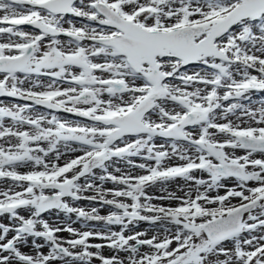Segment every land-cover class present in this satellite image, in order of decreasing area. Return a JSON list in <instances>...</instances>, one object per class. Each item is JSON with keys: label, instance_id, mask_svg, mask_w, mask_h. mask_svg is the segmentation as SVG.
Masks as SVG:
<instances>
[{"label": "snow or ice", "instance_id": "obj_1", "mask_svg": "<svg viewBox=\"0 0 264 264\" xmlns=\"http://www.w3.org/2000/svg\"><path fill=\"white\" fill-rule=\"evenodd\" d=\"M0 184V264H264V0H0Z\"/></svg>", "mask_w": 264, "mask_h": 264}, {"label": "rangeland", "instance_id": "obj_2", "mask_svg": "<svg viewBox=\"0 0 264 264\" xmlns=\"http://www.w3.org/2000/svg\"><path fill=\"white\" fill-rule=\"evenodd\" d=\"M30 30V29H29ZM261 95L262 94H255V98L258 100V99H260L261 98ZM41 111H44L43 109H41ZM58 115H61V116H63L64 118H66V119H69V120H79L80 118H77V117H74V116H71V115H69V114H63V113H61V114H58ZM80 153H71L70 154V157H74V156H76V155H79ZM69 156H65V157H63L61 160H60V163L61 164H63V162H64V160L65 159H68V158H70ZM27 169H21V171H26ZM110 171H111V169H110ZM119 173H117V175H118ZM3 185L2 184H0V187H2ZM107 187H111V185L109 184V185H106ZM182 187H185V182L184 181H182V180H176L175 182H172V183H170L169 185H168V191H171V192H175L176 194H178V195H182L183 193L180 191V189L182 188ZM151 192H152V194H154V195H162V194H164V193H162L161 191H160V189L159 188H156V189H153V190H150ZM91 193H88V195H90ZM215 193H212V195H214ZM157 203H160V201H156ZM164 203H167V202H164ZM77 206H80V207H85L86 209L89 207V202L88 201H81V202H78V205ZM101 214L103 215V214H106V212L105 211H101ZM45 216H46V218H48L50 221H52V220H57L58 219V221L59 222H63L64 221V216H63V214H60V216L59 217H56V215L55 214H53L52 216H48L47 214H45ZM75 219V217H73V220ZM3 222H5V223H7V221L5 220V221H3ZM72 227H74V228H77L78 230H84V229H82V227H81V224L80 223H74V224H72ZM137 231H147L148 232V235L149 236H151L152 234H153V232H152V230L149 228V226L147 225V224H144V223H141V225H140V227L138 228V229H136ZM60 235H62L63 237H65V238H68V234L67 233H61ZM93 243H100L101 241H92ZM24 251V250H23ZM43 251L45 252V253H47V251H48V249L47 248H45V249H43ZM25 252H27V251H25ZM104 254L106 255V256H109V255H111L112 253L109 251V250H105V252H104ZM97 264H98V262H97Z\"/></svg>", "mask_w": 264, "mask_h": 264}, {"label": "bare ground", "instance_id": "obj_3", "mask_svg": "<svg viewBox=\"0 0 264 264\" xmlns=\"http://www.w3.org/2000/svg\"><path fill=\"white\" fill-rule=\"evenodd\" d=\"M66 26H67V25H66ZM22 250L27 251V252H32V249L29 248V247H25V248H23Z\"/></svg>", "mask_w": 264, "mask_h": 264}]
</instances>
